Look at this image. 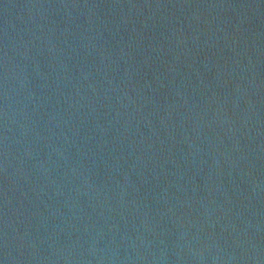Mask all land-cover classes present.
Returning <instances> with one entry per match:
<instances>
[{
	"label": "water",
	"instance_id": "obj_1",
	"mask_svg": "<svg viewBox=\"0 0 264 264\" xmlns=\"http://www.w3.org/2000/svg\"><path fill=\"white\" fill-rule=\"evenodd\" d=\"M0 264H264V0H0Z\"/></svg>",
	"mask_w": 264,
	"mask_h": 264
}]
</instances>
